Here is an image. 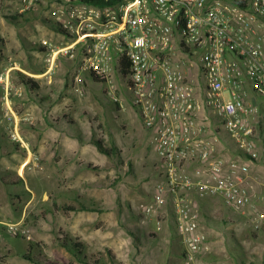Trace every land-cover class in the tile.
<instances>
[{
    "label": "built area",
    "instance_id": "built-area-1",
    "mask_svg": "<svg viewBox=\"0 0 264 264\" xmlns=\"http://www.w3.org/2000/svg\"><path fill=\"white\" fill-rule=\"evenodd\" d=\"M20 10L52 7L60 39L43 37L51 80L61 58L71 64V85L80 95L87 82L103 83L120 109L131 100L152 133L165 167L154 204L169 205L184 257L203 250L201 203L208 196L232 213L264 219V191L252 175L264 146V0H19ZM10 71L0 75L7 113ZM217 118L242 152L224 155ZM12 137L24 145L18 127ZM36 159V158H35ZM32 157L27 159L30 163ZM260 183V182H259ZM6 231L30 238L26 227ZM207 248V247H206ZM0 264H4L0 261Z\"/></svg>",
    "mask_w": 264,
    "mask_h": 264
},
{
    "label": "rangeland",
    "instance_id": "rangeland-1",
    "mask_svg": "<svg viewBox=\"0 0 264 264\" xmlns=\"http://www.w3.org/2000/svg\"><path fill=\"white\" fill-rule=\"evenodd\" d=\"M19 7V0H0V75L10 71L16 114L7 113L0 82V261L35 264L24 255L29 253L55 264H264V219L255 230L247 214L225 209L217 215L211 197L200 207L205 247L191 261L184 257L170 206L144 210L154 204L165 167L131 100L123 97L126 108L118 110L104 94L103 83L92 79L84 95L69 93L72 62L67 58L59 60L50 81L38 78L45 67L40 40L58 41L60 30L55 26L60 27L53 21L52 7L25 11ZM18 71L34 78L38 88L21 83ZM210 121L220 131L221 152L242 156L222 122L216 117ZM16 126L24 145L12 137ZM67 135L81 144V139L91 142L80 158V152L68 157L71 176L82 174L79 180L88 186L81 190L66 178L67 163L58 162L55 139ZM99 141L108 154L97 147ZM260 150V163L251 173L264 191L263 145ZM14 174L23 181L7 184L2 179ZM64 205L77 209L67 211ZM6 222L28 228L30 238L7 232ZM65 235L83 242L89 260H81L60 243Z\"/></svg>",
    "mask_w": 264,
    "mask_h": 264
},
{
    "label": "trees",
    "instance_id": "trees-1",
    "mask_svg": "<svg viewBox=\"0 0 264 264\" xmlns=\"http://www.w3.org/2000/svg\"><path fill=\"white\" fill-rule=\"evenodd\" d=\"M55 28L58 29V30H61V28H58L57 26H55ZM40 48L43 51L44 48L41 45H40ZM17 78H19V81L21 83H23L24 85L30 86V88H34V87L38 88V84L37 83H35V84L33 83L34 78L28 76L27 74H25V73H23L21 71H18ZM31 84H34V86L31 87ZM117 108H118V110H120V106L118 105V103H117ZM96 145L102 152L107 153V154L110 152L108 149H106V148H104L102 146L100 141L98 143H96ZM2 179L7 184L20 183V182L23 181L22 176H20L18 174L6 175V176H3ZM64 208L67 211L68 210H76L77 209L76 206H71V205H68V206L64 205ZM214 212L217 215L224 214V212H225L224 206L218 200L215 201ZM173 225H174V223H173ZM174 230H175V227H174ZM151 236L155 237V236H157V234H152L151 233ZM60 243L63 246H66L72 252L76 253V256H78L81 260H84V261L87 260V259L89 260V256L84 253V247H83L84 244H83V242L77 241L76 239H72L70 236L65 235L64 238H60ZM24 255L27 257V259L32 260L35 264H55V263L51 262L50 260H48L45 256L40 255V254L37 255V256H32L29 253L28 254H24ZM93 255H94L93 257H96V254H93ZM112 259H114V256H112Z\"/></svg>",
    "mask_w": 264,
    "mask_h": 264
},
{
    "label": "crops",
    "instance_id": "crops-1",
    "mask_svg": "<svg viewBox=\"0 0 264 264\" xmlns=\"http://www.w3.org/2000/svg\"><path fill=\"white\" fill-rule=\"evenodd\" d=\"M71 87H72V85L70 83L68 92L71 93V94H73V93L75 94L76 90L73 87L71 89ZM70 137L67 135L64 138L57 137L55 139V142L57 143L56 144V147H57L58 162L59 163L60 162H63V164H64V162L67 163V165L69 166V168H68L69 174L67 175L66 178L71 179L73 181V186L76 187L77 189L81 190V188H83V187H86L87 188L88 186H85V184L83 186L82 183H81L82 180H79V179L82 178V174L75 175V176H71L72 175V172H73V168H71V162H70V160H69L68 157L70 156V153H77V152L79 153L80 152L81 155L77 154V158H80L84 153L87 152V149L89 147L91 148V146H90L91 145V142H88L86 140L81 139V141L83 142V144H81L79 141L75 140L74 138H70ZM75 165H76V162H75ZM63 169L65 170V167ZM20 170L22 172L23 169L21 168ZM91 187L92 186H90V189H91ZM85 193H86V190L84 189L83 190V194H85ZM210 197L214 199L213 196H208L205 199H203L202 202H205Z\"/></svg>",
    "mask_w": 264,
    "mask_h": 264
}]
</instances>
